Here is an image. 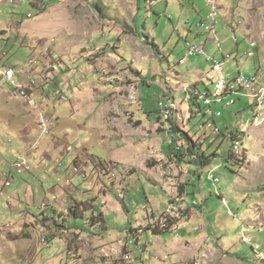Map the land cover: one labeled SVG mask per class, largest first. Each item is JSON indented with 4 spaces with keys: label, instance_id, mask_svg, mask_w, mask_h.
<instances>
[{
    "label": "rangeland",
    "instance_id": "rangeland-1",
    "mask_svg": "<svg viewBox=\"0 0 264 264\" xmlns=\"http://www.w3.org/2000/svg\"><path fill=\"white\" fill-rule=\"evenodd\" d=\"M97 1L99 10L95 8ZM30 2L17 4L13 1L0 6V28L6 31L0 34V52L5 55L0 59L2 64L13 66L21 73H27L29 62L35 60L31 72L36 71L37 78L49 74L53 79H49L50 84L43 85L48 90H40L46 92L44 100L36 101L32 108L26 105L27 108L21 98L8 93V85L12 84L0 80V264H109L113 254H117L114 257L117 261L125 250L116 252L110 236L121 237L126 228L125 220L113 209V213L108 214L106 226L103 215L114 204L131 221L135 217L142 219V207L152 209L145 201V195L155 209L160 206V201L166 205L176 203L188 207L189 197L195 202L194 207L198 205V211L204 204L209 209L208 221L202 219L201 222L204 233L221 238V244L228 250H219L220 262L216 264H264L261 262L264 260L258 258L259 253L264 256V112L260 113L255 99L239 96L233 107L219 108L222 117L217 123L227 134L224 140L222 137L216 138L217 141L213 139L216 142L209 147V154L215 151L219 154L208 156V162L219 167L199 168L195 172L202 176V183L200 191L193 195L185 194V179L191 177L192 170L187 164L188 158L175 162L171 150L164 148L167 138L160 128L156 131L152 128L160 120L158 104L165 100L160 89L164 83L159 86L153 82L167 78L171 86L187 83L184 78L178 81L174 76L186 77L188 73L192 59H187L183 65L178 63L186 53V40L202 45L199 44L202 41L193 38V34L199 33L193 18L196 10L205 14L206 20L212 12L208 3L205 7L202 0H196L201 4L196 3L195 9L192 0H159L155 3V10L164 13L167 9L165 17L152 16L144 21L147 29L159 34L154 44L167 50L163 59L158 57L146 33L140 35V26L138 29L133 24L130 8L122 0ZM217 7L219 25L216 32L205 31L200 33L201 37L208 35L209 42L216 44L218 36L223 50L237 56L231 61L217 58L225 62L224 73H237L238 70L248 78L251 74L258 75L255 77L264 83V77L256 73L264 66V60L260 62L259 52L240 32L234 34L227 28L221 33L223 23L219 20V5ZM12 22L19 23L17 29L9 28ZM177 24H180V32L174 29ZM189 28L195 33L193 30L192 35L186 33ZM132 43L140 45L141 55L146 52L156 60L149 57L137 61L132 53L124 54V48L128 50ZM51 63H58L59 70L54 71ZM20 82L26 83V80ZM181 87L183 85L175 90L177 107L183 95ZM165 101L171 100L166 98ZM189 103L201 108L194 99ZM141 105L150 113L147 120L145 114L141 116L145 125L142 122L135 124V114L130 108ZM71 109L77 111L71 115ZM41 111L55 120L48 136H41L38 128L37 113ZM190 112L189 109L184 115V120L189 115L191 118L186 123L188 132L184 133L205 151L210 138L204 142L199 139L202 133L198 128L204 118L191 117ZM255 121L258 126L253 125ZM231 132H237L241 141L240 156L246 154L248 159V164L236 162L237 174L222 163L232 151ZM67 146L71 147L69 153L65 152ZM76 155L78 158L72 163ZM21 157L27 160L30 171L17 174L14 166ZM234 160L232 156V163ZM175 164L174 168H169ZM74 166L86 177L74 173ZM106 167L112 171L107 172ZM171 190H174L173 196ZM217 192L222 193L226 206L222 205ZM124 200L131 214L126 211ZM228 211L235 219L227 215ZM43 212L50 217L45 218ZM183 212L182 208L174 218ZM75 216L84 218L77 226H72ZM161 216L152 218L151 228L162 229L157 226ZM180 226L174 231L173 239L181 242L183 231ZM192 227L190 223L189 229ZM75 228L88 232L89 238L96 241L91 243L86 236L78 239L80 244L75 245V249L71 245L64 251L66 242L62 236ZM42 229L45 244L41 242ZM166 240L167 237L163 238L164 243ZM33 246L41 248L40 254L44 256L34 262L26 256ZM206 251L204 248L201 252ZM154 252L153 246L149 245L142 260L138 257L142 253H136L139 264H161L153 258ZM204 255L198 254L191 264ZM186 257L180 254L179 260L169 258L166 263L188 264L191 259L186 260Z\"/></svg>",
    "mask_w": 264,
    "mask_h": 264
},
{
    "label": "crops",
    "instance_id": "crops-1",
    "mask_svg": "<svg viewBox=\"0 0 264 264\" xmlns=\"http://www.w3.org/2000/svg\"><path fill=\"white\" fill-rule=\"evenodd\" d=\"M13 1H14V3H17V4H21L23 2L24 3L30 2V0H13ZM151 1H153V3H151ZM157 1H159V0H157ZM157 1L156 0H130L128 2V0H122L124 5L127 4L130 8L129 11H131V13H132L131 21L133 22V24L136 25L137 27L140 26V29H141V30H139V31H141L140 35H142V33L145 32L146 36L149 38V42L152 44L153 47L156 48V50L158 52V57L161 56V57H163V59H165L167 50H165L163 46L160 47V46H157L154 44V42L156 41V37L158 39L159 34L157 35L155 33V31L147 29L146 23L144 21V19H151L152 16H156L158 19L161 17H165L164 15H166L165 13H167L166 12L167 9L165 10L164 13H162L161 10H155L154 5H155V3H157ZM202 1L206 7L207 6L206 1L205 0H202ZM216 1H217V5H219V10H218L219 11V20L221 21V23H223L221 33H224L227 28H230L232 30V32H234V34L237 32H240L246 38V40H248L251 43V45H253V47L255 49H257V51L259 52V54L261 56L260 62H261V59L264 60V0H216ZM8 3H10V2H8V0H0V6H5ZM96 3H98V1ZM196 3L201 4L200 2H196V0H192L191 4L193 5L194 9H195ZM200 13L201 12H197L196 10L194 11L193 21H194L195 25L202 22V21H205L204 20L205 14H202V13L200 14ZM28 17H30V15H28ZM170 20H171V18H170ZM189 24L191 25L190 22H189ZM218 25H219V23H218ZM18 26H19V23L12 22L9 28L11 29L13 27V29H17ZM128 26H130V25H128ZM179 27H180V24H177L174 27V29L176 31L180 32ZM138 29H139V27H138ZM192 30L193 29L189 28L185 32L192 35V33H191ZM5 32H6L5 29L0 28V34H5ZM194 33H195V31H194ZM217 35H218V33H217ZM201 36L202 35H200V33L193 34V38H198L200 42L202 41V43H199V44H202L205 46V48L207 49L208 52L206 50L205 51L209 55L214 56L216 59L217 58L225 59L227 56H232L231 54H228L225 52V50H223V48H222L223 46H221V44L219 43L218 36H217L216 44H212L209 42L210 37L208 35L205 36L204 38H202ZM0 40H1V38H0ZM180 40H182L181 34H180ZM133 44L134 43L130 44V48L128 50L126 48H124L125 49L123 51L124 54H129V52H130V54L132 53L131 55L134 56L137 61H143V59H147L149 57H152V56H148L146 54V52H143L144 55H141L140 50H138V47L140 45L138 43H136V45H133ZM178 44H179V41H178ZM174 48L176 49V47H174ZM0 53H1L0 58L2 56L5 57L3 52H0ZM254 56H255V54H252V57H254ZM234 57H237V56L236 55L232 56L231 60H234L235 59ZM152 59L156 60V58H154V57H152ZM191 59H192V61L189 64L190 67H189V70H188L186 77L180 76L179 74L174 76L178 81L180 79L182 80L183 78L185 79V81H187L186 84L184 82H182V84H180V86L183 85V87H181V89L183 88L182 89L183 95L181 98L180 105H178V109L181 113V117L183 120L185 118L184 115L186 114V112L188 113L189 109H191L190 111H192V113L190 112L192 117L200 118V119L202 118V114H198V111L200 109L202 110V108L199 109L195 105H189L191 107V108H189V106L184 102L185 89H187V88L190 89L187 92V96L188 95L195 96V94L201 90L202 91H206V90L212 91L213 90V86L206 79V75L209 72V65L205 62L204 58L197 57V58H191ZM231 60H227V61H231ZM2 63H3V61H1V59H0V66H5ZM35 72L33 71L32 74L35 75ZM234 73L235 72L226 71L224 74L227 78H233V77L237 76L240 72H238V70H237V73H235V74ZM256 73H259L262 75V77H264V66L263 67L260 66L258 68V70L256 71ZM252 75L253 74H251V76ZM26 76H27V74L23 73V75H21L20 78L25 80ZM254 76H258V75H254ZM167 80H168L167 78H164V80H162L161 82H157L155 80L153 83H154V85H156L158 83L159 86H161L164 83L163 84L164 87H162V86L160 87L162 93H164L163 94L164 99L166 100V98H167V100H173V99L175 100V98H176L175 90H177L180 86H175V85L171 86L170 82H168ZM43 85H44V83L42 84V86L39 89V95L41 97L40 100L41 99L44 100V98H45L44 94H46V92L41 93L40 90L41 89L48 90L47 89L48 87H43ZM166 89L168 91H164ZM10 94L12 95V93H10ZM242 98L250 99L246 96H243ZM38 99H39V97H38ZM20 100H22L26 104L24 99L21 98ZM250 100H252V99H250ZM252 103H253V101H252ZM130 108H131V112H133L135 114V124L142 122L143 125H145L146 121L141 116H144L143 114H145L146 117H144V118H146V120H147L149 118V115H148L149 113L144 111L143 105H141L140 108H138L137 106H133ZM219 108L220 107L214 106L215 110L216 109L219 110ZM252 108H253V106H252ZM76 111H77L76 109H71V112H70V113H72L71 115H73V112H76ZM136 111H139V112H136ZM262 111L264 112V109ZM188 115L189 114H187V116ZM189 116L186 120L189 119ZM159 119H160L159 121H157L154 125H152V128L155 129L154 131H156L157 129L159 130V128H160L163 135L167 138V132H166L167 124H165V122L161 119L160 115H159ZM205 119L206 118H204V120ZM37 122H38V119H37ZM171 122H174V120H172ZM217 122H218V120H215V124L221 130V134L218 136H213L212 134L208 136L210 139L207 138L208 143L205 142V143H207V145H205V147H206L205 155H212V154H209V147L214 145V143L217 141L216 138L222 137L223 140H224V137L226 138L227 133H223V128H221ZM224 127L226 128L227 126L224 125ZM231 133H234V132H231ZM213 139L216 141H214ZM167 140H168V138H167ZM161 144H163V142ZM207 147H208V150H207ZM164 148L167 150L170 149L168 142H167V145L164 146ZM70 151H71V147L67 146L65 148V152L69 153ZM164 153L166 155H168L166 153V151H164ZM213 154L218 155L219 152L215 151ZM75 158L77 159L78 155H76L73 158L72 163L74 162ZM226 162H227L226 160H223V162H222L224 164V167L226 166ZM229 164H227L229 170L231 172L236 173L235 170H236L237 165H238V164L236 165V161L234 160L233 163L231 161V162H229ZM175 166H176V164L170 165L169 168H174ZM212 167H214L213 162H211V164L208 166L207 169H210ZM218 167L219 166H215L214 169L218 168ZM187 168H189V167H187ZM190 168L192 169L190 171L191 177L189 179H187V178L185 179V185L187 186L186 190H185V194H187V195L188 194L193 195L194 193H198L200 191L199 186L202 183V176L196 175L197 173L195 174V172H197L198 169L193 167V166H190ZM184 171L187 174V170H184ZM257 188L261 189V191L263 190V188L260 186H258ZM171 195L172 196L174 195V190H171ZM216 195L219 198H222V193L217 192ZM70 196L73 197V195H67V197H70ZM164 198H165V200L168 201L167 194L164 195ZM144 199L146 202L150 203V207L152 209H148L146 214L142 215V219H140L141 217L139 219H137L135 217L133 219V221H131L130 218L127 215H125L126 213H123L122 210L120 212L118 210L117 206L116 205L114 206V204L110 205L109 209H107L103 215V220H104V223L106 226H107L108 214H112L113 209L116 210V214H118V216L120 215V217H123L125 220L126 228L124 227L125 229L123 230L121 237L116 239L114 237L115 235L110 236L112 238L111 243L115 242V244H113V247H115L114 250L116 252H119L120 249L125 250L121 254V256L126 252L131 253V251H132V252H135V254L140 252L142 254L139 255L138 257L142 260L143 259V253H145L147 251L149 245H152L153 249H155V252L153 253V258L158 259V261L161 264H167L166 260L169 258H174L176 261L179 260L180 254L187 255L186 260H187V258L191 259L190 263H188V264H191L193 258L196 257L198 254H205V256H206V257H204L205 260H204V258H201L202 260H201L200 264H203L204 261H205L204 264H216V263L220 262L219 261L220 260L219 250L224 251V252L228 251L221 244V241H220L221 238L215 236L214 234L209 235V234L204 233V231H203L204 228H203V225L201 223L202 219H204V221H208V219H209L207 216L209 209H207L204 206V204H203V208L198 211L196 209L198 205H196V207H194L193 203H195V202L190 200V197H189L188 207L186 205L183 206V210L185 212H183L182 215L185 214L184 218H181L182 220L177 221L178 223L175 225V227L170 229L168 232H166L162 235H158V234L155 235L154 232H152L150 230L152 218L161 216L163 214L164 209L170 203H168L166 205V203L164 204L163 202L160 201V202H158L160 206L155 209L151 206L150 199L146 195H145ZM79 200H82V199L80 198ZM204 200H207V198H205ZM124 201H125L124 204L127 207L126 211L129 214H131L132 212L130 211L129 205L127 204L126 200H124ZM102 202H104V201H102ZM58 203H59V201L57 200L56 204H58ZM111 209H112V211H111ZM157 211H160V213L156 214ZM262 212H263V210H262ZM47 214L48 213H45V212L42 213V215L45 218H49L50 215L47 217ZM227 215H228V213H227ZM80 217L82 219L84 218V216L83 217L80 216ZM178 217H180V215H178L175 218L178 219ZM78 218H79L78 216L73 217L74 225H72V226H77L80 223L81 219H78ZM184 222L186 224L180 226ZM190 223L193 226L191 229H189ZM179 226L182 228V231H183L182 236H181V237H183V239H181L182 240L181 242L173 239L174 231ZM205 226H206V224H205ZM42 230L44 231V229H42ZM86 233L88 234V232H83L82 230H80L78 228L77 229L75 228V229L69 231L68 233H66V235L62 236L64 238V241L66 242L64 244L65 248L63 250L66 251V249L71 245L74 247L75 245L80 244V243H77L78 239L81 240L86 236H87L86 240H90L91 243L93 241H96V239H94L92 237L89 238V236ZM184 233L186 235H188V233H189L190 236H185ZM169 234H170V236H169ZM40 236H42V235H40ZM43 237H45V231L43 233ZM166 237L168 240H166L164 243L163 238L166 239ZM154 238H157V240L155 239V241H154ZM30 239L31 238H29V241H30ZM60 239H61V237H60ZM42 240L45 241L44 238ZM42 240H41V242H42ZM166 242H168V243H166ZM68 243H69V245H68ZM87 246H88V244H87ZM92 246L93 245H91V247ZM70 248H72V247H70ZM204 248H207V251L201 252ZM35 249H36V251H35ZM74 249H75V247H74ZM40 251H41V248H37V246L31 247L29 249L27 255H26L27 259L31 258L34 262L35 260L39 259V257L43 258L44 256H42L40 254L41 253ZM228 254H229V252H228ZM111 256H113V258H109L111 260V262L109 264H121V262H120L121 256L117 260L118 262L115 261V259H114V257L117 256V254H113ZM21 258H23L22 253H21ZM238 260H241V259H238ZM176 264H178V262Z\"/></svg>",
    "mask_w": 264,
    "mask_h": 264
},
{
    "label": "built area",
    "instance_id": "built-area-1",
    "mask_svg": "<svg viewBox=\"0 0 264 264\" xmlns=\"http://www.w3.org/2000/svg\"><path fill=\"white\" fill-rule=\"evenodd\" d=\"M10 3H13V0L9 1ZM210 2L217 3L215 0H210ZM28 15H31L30 13ZM170 19V18H169ZM199 29V33H202L204 31H211V28H217L216 21H211V12L208 14L205 21H203V24L201 25H195ZM204 45H201V48H186V53L182 59L178 61L179 64L183 65L189 58H197L201 57L204 58L205 62L209 65V72L206 75V78L208 79V82L211 83L213 86L212 91H203V94L198 96V103L201 105V112H198V114H202V118H206L204 120V123H201L199 125V131L202 133L201 136H199V139H201L203 142L208 138L209 135H207L208 132H211L212 135L218 136L221 134V130L216 126L215 120L219 119V116L222 114L220 110H215L214 106L216 107H223V101L227 100L228 98H237L239 95H237V87L239 85H246L248 86L250 82H241V74H238L237 76L233 78H227L224 74L223 67L224 62H221V60L216 59L212 55H205L204 54ZM48 49H46V52ZM224 60H231V56H227ZM35 63L34 61H30V70L26 73L27 76L25 80L28 81V85L31 86V82H37V75H33L31 72V65ZM31 74V75H30ZM23 75V73L16 71L13 66H1L0 68V80L5 81V77H12V85H8L10 90L8 93H14L15 97L17 96V86H18V78ZM50 84L49 81H46ZM264 87V85H262ZM190 89H185V97L184 102L187 105H193L190 104L187 101V92ZM260 91V90H259ZM213 92H224V99H213ZM35 97H39V93H34ZM162 105H170L172 109V115L174 124L179 127L183 132H188L185 130L186 123H189L190 120H183L181 117V113L175 110L172 106L171 101H162L158 104L159 110H162ZM264 102H260V107L258 110H263ZM191 108V107H190ZM191 110V109H190ZM192 113V111H191ZM192 117V116H191ZM54 117L47 114V117H45V124H38V128L40 130L41 136H48L51 132V129L54 124ZM198 138V136H196ZM100 163L103 165V161H100ZM14 169L17 171V174H22L24 172H29L30 167L28 165V162L25 158H19L16 162ZM73 172L78 174L79 176L85 177L84 172H80L79 168L74 166ZM217 179H214V182H217ZM9 183H7L8 185ZM148 208L146 206L142 207L141 215L146 214ZM228 216L233 217L234 215L231 213V211H228ZM174 218V217H173ZM173 218L171 220H173ZM171 225V221L170 224ZM169 227V226H168ZM248 241V239H247ZM246 241V243H247ZM42 243L45 244V241L42 240ZM131 261L132 264H139L136 254L131 251Z\"/></svg>",
    "mask_w": 264,
    "mask_h": 264
},
{
    "label": "bare ground",
    "instance_id": "bare-ground-1",
    "mask_svg": "<svg viewBox=\"0 0 264 264\" xmlns=\"http://www.w3.org/2000/svg\"><path fill=\"white\" fill-rule=\"evenodd\" d=\"M151 3H153V1H151ZM207 3L209 5V7L212 8L211 21H216V25H217L218 22L216 20V17L218 16L217 15V9H218V7H217V5H215V3L210 2V0H208ZM201 24H203V23H201ZM206 32L207 33L214 34L216 32V28H211V31H206ZM185 47L186 48H192V47L193 48H201V46H197V44H193V43H191L189 41H186ZM204 54L205 55H209L205 51V49H204ZM35 63H36V61H35ZM35 63L33 65H35ZM51 65H52L51 68L54 71H57L60 68V65L58 63H51ZM44 70H45V68H44ZM49 77L51 79H53L52 76H49ZM50 78H48V79L46 78L47 81H49ZM21 80H22L21 78H18V86H17V96H16V98H22V99H24L25 102H26V104L28 105V107L32 108V107H34L36 101L38 102L40 100V98H41L40 95H39V99H38V97H35V94L34 93H39L40 86H42V84L43 83L45 84L46 82H44V80L41 77V78H37V82H31V86H29L27 80H26V83L20 82ZM5 81L8 84H12V77H5ZM241 82H250V84L248 86H246V85H239L237 87V95L242 96V97L243 96H246L248 98H250V96H251L253 99H255L256 106L260 107V102H264V87H262V85H264V83L262 82L263 83L262 84L261 81H260V79L257 78V77H255V76H253V77L250 76L248 78V77H246L243 74H241ZM47 85H45V86H47ZM201 94H203V91H198L195 94V96L188 95L187 96V101L189 102L192 99H195L196 102L198 103V96H200ZM12 96L15 97V94L12 93ZM213 99H224V92H213ZM171 102H172L173 108L179 112V109L177 107V102L174 101V99L171 100ZM235 102H236V98H228L227 100H224L223 101V107H224V109L227 108V107H230V108L233 107L235 105ZM26 104H25V106H26ZM263 107H264V105H263ZM159 111H160V114L163 117L162 119H164L165 121H171V120H173L172 109H171V106L170 105H162V110H159ZM37 114H38V122L37 123L38 124H45V117H47V116H45L42 111L40 113L38 112ZM221 117H222V114L219 116V118H221ZM189 119H190V116H189ZM253 125L257 126L258 123H256V121H255V123ZM168 128H170V126ZM240 153H241V141H240L239 137H237V140L234 143H232V151H231V154L234 157V159H235L236 162H238L240 160L242 163H247L248 162V159H247L246 154H244L241 157L240 156ZM106 171L107 172H110V171H112V169H110V168L108 169V167H106ZM222 205L223 206H226L227 205V203H226V201L224 199H222ZM182 208H183V205L176 204V203H170L166 207V209L164 210L162 216L158 219L159 221L157 222V226L160 227V228H163L166 225V221L167 220H171ZM204 257H205V255L202 258H204ZM258 258H261V260H264V256H261L260 253L258 255ZM201 260L202 259L199 258V259L193 261V264H200ZM120 262H121V264H132V261H131V253L130 252L124 253L121 256V258H120Z\"/></svg>",
    "mask_w": 264,
    "mask_h": 264
},
{
    "label": "trees",
    "instance_id": "trees-1",
    "mask_svg": "<svg viewBox=\"0 0 264 264\" xmlns=\"http://www.w3.org/2000/svg\"><path fill=\"white\" fill-rule=\"evenodd\" d=\"M95 8L97 10H99L98 3L95 4ZM47 76L40 75V78L42 77L44 82H46L47 79L50 78L49 74ZM160 117H161V119L163 118L161 114H160ZM162 120L165 121L164 119H162ZM171 121H165V123L167 124L166 132H167V138L169 140L168 141L169 148H170L171 152L173 153V158H175V161L180 162V161H183L185 158H188L187 164L190 166H193L197 169L208 167L211 164L210 161L208 162V159H209L208 156H210V155H205V151L201 150L200 145H196V143H194L192 141V139L188 135V133H184L181 129H179L178 126H176L174 124V122H171ZM169 126H170V128H168ZM236 140H237V132L231 133V135H230L231 146H232V143H234ZM225 160L227 161L226 164H229V162H231V160H232L231 151H230V154L227 156V159H225ZM70 212L71 213L73 212L72 209H70ZM181 218H183L182 213L180 214V217H178V219L173 218V220H167L166 225L162 229L151 228L150 230L152 232H154L155 235L156 234L161 235L164 232L165 233L168 232L172 226H174L175 224L178 223L177 222L178 220H181ZM78 219L82 220L81 217H79ZM176 219H177V221H176ZM170 221H171V225H169ZM261 262L264 263V261H261Z\"/></svg>",
    "mask_w": 264,
    "mask_h": 264
},
{
    "label": "clouds",
    "instance_id": "clouds-1",
    "mask_svg": "<svg viewBox=\"0 0 264 264\" xmlns=\"http://www.w3.org/2000/svg\"><path fill=\"white\" fill-rule=\"evenodd\" d=\"M40 234L43 235V233H40ZM43 238H44V237H43ZM43 238H42V239H43ZM44 239H45V238H44Z\"/></svg>",
    "mask_w": 264,
    "mask_h": 264
}]
</instances>
